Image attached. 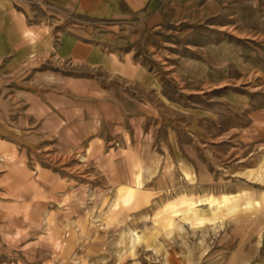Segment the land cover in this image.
Segmentation results:
<instances>
[{"label": "crops", "instance_id": "crops-1", "mask_svg": "<svg viewBox=\"0 0 264 264\" xmlns=\"http://www.w3.org/2000/svg\"><path fill=\"white\" fill-rule=\"evenodd\" d=\"M186 1L201 0H0V264H103L107 239L79 230L82 191L115 223L156 202L132 112L93 75L146 80L129 31L187 20ZM240 197L212 195L209 216L200 207V261L163 264H264V196Z\"/></svg>", "mask_w": 264, "mask_h": 264}, {"label": "rangeland", "instance_id": "rangeland-1", "mask_svg": "<svg viewBox=\"0 0 264 264\" xmlns=\"http://www.w3.org/2000/svg\"><path fill=\"white\" fill-rule=\"evenodd\" d=\"M187 3V20L129 31L125 50L146 80L93 75L132 112L138 162L159 196L123 223L98 208L100 195L77 197L90 217L79 230L107 239L103 264L200 257L199 209L212 215V195L264 196V176L255 178L264 167V0ZM218 237L207 234L212 244Z\"/></svg>", "mask_w": 264, "mask_h": 264}, {"label": "bare ground", "instance_id": "bare-ground-1", "mask_svg": "<svg viewBox=\"0 0 264 264\" xmlns=\"http://www.w3.org/2000/svg\"><path fill=\"white\" fill-rule=\"evenodd\" d=\"M249 176V175H248ZM261 176H264V167L261 168V170L259 171V173L255 176L256 179H259Z\"/></svg>", "mask_w": 264, "mask_h": 264}]
</instances>
